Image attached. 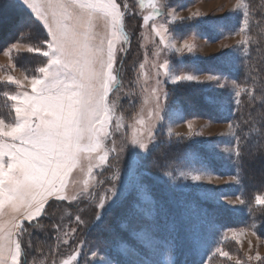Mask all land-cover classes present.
<instances>
[{"label":"rangeland","instance_id":"374dc122","mask_svg":"<svg viewBox=\"0 0 264 264\" xmlns=\"http://www.w3.org/2000/svg\"><path fill=\"white\" fill-rule=\"evenodd\" d=\"M16 1L41 23L48 38L35 40L29 34L35 29L27 32L24 28L0 46V83L6 84L2 95L13 115L9 120L0 109V120L5 123H13L15 113L13 102L4 93L30 92L26 77L39 75L38 68L47 61L40 53L25 49L31 46L47 50L46 42L50 39L43 20L36 17L24 0ZM34 2L39 4L43 0ZM116 2L124 15L119 38L114 42L115 79L105 98L110 111L108 123L100 133V147L83 152L64 177L60 196H48L46 201H61L63 197L73 207L64 208L57 218L54 214L51 215L54 218L50 216L52 241L48 246L35 242L33 252L30 250L33 230L27 224L36 221L43 210L29 222L24 220L26 209L14 211L5 205L0 209V235L7 237L11 232L14 240L23 239L30 250L27 264H178V240L170 236V231L154 232L140 218L150 215L156 201L164 197L188 221L182 222L187 233L186 247L196 256L198 264H261L249 259L257 254L264 259V236L256 233L253 225L241 222L226 228L206 224L196 218L192 203L198 198L244 215L264 208L255 203V197L264 195V189L253 195L243 193L240 163L243 127L233 121V114L241 107L243 91L252 96V91L233 77L242 66L250 40L247 0H152L160 13L167 9L169 13L174 10L185 16L176 21L170 15L154 12L148 7L149 0H143V6L141 0ZM149 14L157 26L163 23L167 28V48L159 44V37L152 32V21L143 22V16ZM8 20L4 24L10 26ZM111 31L110 22L102 14L93 18L95 43L103 41L105 59ZM185 41L193 45L192 53H176L171 47ZM13 44L21 47L13 49ZM165 58L167 74L164 69L158 71ZM183 74L201 79L172 81L174 75ZM9 76L20 83L9 84ZM208 76L218 79H204ZM180 88L194 89L203 102L214 106L219 117H210L206 110L203 115L185 116L176 102L175 91ZM134 140L146 147L133 145ZM164 145L171 149L172 157L159 163L155 159L162 155ZM4 175L0 166V184ZM193 175L201 179L194 181ZM105 197L108 199L99 208ZM126 205H131L135 213L122 209ZM49 209L44 217L51 214ZM126 212L129 218L124 221L120 216ZM77 217L84 223H78ZM113 219L118 232L99 240L90 238L107 229ZM17 223L24 229L22 233L15 228ZM225 252L227 256L223 255Z\"/></svg>","mask_w":264,"mask_h":264},{"label":"snow or ice","instance_id":"6c2138e0","mask_svg":"<svg viewBox=\"0 0 264 264\" xmlns=\"http://www.w3.org/2000/svg\"><path fill=\"white\" fill-rule=\"evenodd\" d=\"M24 3L36 17L43 20L50 39L46 42L47 50L31 46L25 49L47 57L46 63L37 70L39 75L26 77L31 91L17 95L4 93L13 102L15 120L13 123L0 120V166H3L5 173L0 184L3 196L0 209L5 205L14 211L26 209L24 220L31 222L32 217L45 208L48 196H60L64 177L81 154L100 147V133L108 123L110 111L105 105V98L115 79L114 42L119 38V25L124 13L116 0H43L39 4L34 0H24ZM124 7L127 8V5ZM148 7L165 17L170 15L172 21L185 18L174 10L170 13L167 9L163 13L158 12L152 0H149ZM101 14L110 22L112 29L107 41V59L102 49L103 41L97 45L92 32V20ZM149 21H152V32L159 37V44L167 48V28L163 23L157 26L151 14L144 15L143 22L148 24ZM20 47L18 44L12 45L13 49ZM171 47L176 53L194 51L188 41ZM161 51L163 53L164 49ZM159 69H164L167 74L166 58L158 65ZM200 79L192 74L172 77L174 83ZM204 79L218 78L208 76ZM7 82L20 83L11 76ZM239 95L237 92L236 96ZM188 127L191 129V124ZM132 144L142 149L146 147L135 140ZM191 179L199 181L201 177L193 175ZM107 199L101 200L99 208ZM240 202L244 203L242 200ZM255 203L264 206V195H257ZM260 210L264 214V208ZM77 221L84 223L79 217ZM15 228L21 233L24 231L19 223L15 224ZM20 255L21 244L13 239V234L9 232L7 237L0 235V264H21ZM95 255L93 251L92 256ZM223 255L227 256L228 253ZM249 259L264 264L259 254Z\"/></svg>","mask_w":264,"mask_h":264},{"label":"trees","instance_id":"16d2710c","mask_svg":"<svg viewBox=\"0 0 264 264\" xmlns=\"http://www.w3.org/2000/svg\"><path fill=\"white\" fill-rule=\"evenodd\" d=\"M247 2V29L250 33V40L247 55L244 56L245 59L242 61V66L236 70L233 77L245 89H250L252 96L249 97L247 91H243L242 100L240 101L241 107L233 114V121L235 120L239 127H243L241 133L243 139H241L242 144L240 149L243 193L253 195L264 189V0H247ZM138 19L140 20V18ZM6 20L10 22V26L8 23V25L4 24ZM32 27L35 31L29 34L33 39L45 41L48 38L41 23L34 19L31 13L21 6L18 1L0 0V46L4 45L13 35H17L24 28H27L28 32ZM4 85L6 84L0 83V109L5 111L7 119L12 120L11 109L6 104V99L2 95ZM181 87L184 86L181 85ZM189 89L180 88L178 91H175L177 95V101H175L180 105L185 116L203 115V111L206 110L210 113V117H219L213 105L203 102L198 95H195L194 89ZM161 150L162 153L160 155H162L155 160L159 163H166L172 157L170 154L171 149L164 145ZM257 168L260 169L258 170ZM252 169L253 171L251 172ZM247 181H250V184H247ZM163 199L156 201L150 215H140V218L145 220L154 232L170 231V236L174 240H178V264H198L196 256L191 253L189 247H186L185 239H187V233H184L182 222L186 224L188 221L184 217H180L178 211L173 210L172 206L169 205L170 203ZM192 203L195 208L196 218L202 219L203 222H207L206 224H218V226L229 228L244 222L253 225L256 233L264 236V214L261 213V208L256 213L252 212L251 215H244L223 207L210 205L198 198H194ZM129 206L130 208H128ZM66 207H73V204L65 201L64 198L61 201L49 199L43 209V214L36 221L27 224V227L31 226L30 228L33 230L31 232L32 249H30L32 252L35 242L45 246L51 243L52 235L54 234L50 230L52 224L51 217L54 218L55 216L57 218L59 213ZM48 209L51 214L44 217V213ZM122 209L128 210L127 212L134 211L131 205H126ZM52 214L54 216H51ZM126 214L120 216L124 221L129 218V213ZM135 215L138 216L137 214ZM114 219L110 220L107 229H104L101 233H96L95 236L93 235L90 238L99 240L101 236L105 237L107 234L118 232L119 228L114 224ZM42 226L44 228L39 229ZM19 242L21 244V264H27L30 255L28 251L30 250L25 247L23 239H19ZM129 242L134 244L131 240Z\"/></svg>","mask_w":264,"mask_h":264},{"label":"crops","instance_id":"0c3cea01","mask_svg":"<svg viewBox=\"0 0 264 264\" xmlns=\"http://www.w3.org/2000/svg\"><path fill=\"white\" fill-rule=\"evenodd\" d=\"M21 217V216H20Z\"/></svg>","mask_w":264,"mask_h":264}]
</instances>
